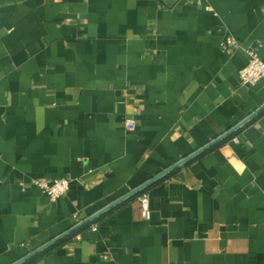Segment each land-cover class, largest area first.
I'll return each instance as SVG.
<instances>
[{
    "label": "crops",
    "instance_id": "obj_1",
    "mask_svg": "<svg viewBox=\"0 0 264 264\" xmlns=\"http://www.w3.org/2000/svg\"><path fill=\"white\" fill-rule=\"evenodd\" d=\"M251 52L264 0H0V264L259 110ZM60 178L51 202L37 183ZM151 184L149 221L132 195L34 264H264V108Z\"/></svg>",
    "mask_w": 264,
    "mask_h": 264
},
{
    "label": "built area",
    "instance_id": "obj_2",
    "mask_svg": "<svg viewBox=\"0 0 264 264\" xmlns=\"http://www.w3.org/2000/svg\"><path fill=\"white\" fill-rule=\"evenodd\" d=\"M233 44L232 39H227L223 45V49L229 51V47ZM261 80H264V61L259 58L256 52H251L247 64L239 71L240 86H252ZM126 128L128 130H133L134 126L131 123H127ZM234 141L237 142V139H234ZM37 186L51 202H56L68 192L70 181L66 178H60L55 179L52 182H38ZM138 201L141 209V218L145 221H149L151 217V210L148 195H141L138 198ZM75 217L76 216H74V218ZM95 229L96 225H93L92 230Z\"/></svg>",
    "mask_w": 264,
    "mask_h": 264
},
{
    "label": "water",
    "instance_id": "obj_3",
    "mask_svg": "<svg viewBox=\"0 0 264 264\" xmlns=\"http://www.w3.org/2000/svg\"><path fill=\"white\" fill-rule=\"evenodd\" d=\"M263 108H264V105L259 110H257L253 115H251L249 118H247L245 121H243L241 124H239L238 126H236L235 128H233L231 131H229L228 133L224 134L220 138L216 139L213 143H210L207 147L211 146L212 144L216 143L217 141H219V140L223 139L224 137L228 136L229 134H231L233 131H235L237 128H239L241 125H243L244 123H246L250 118H252L258 112H260ZM207 147H204V148H207ZM204 148L203 149H200L199 151H196L195 153H193L189 157H186L185 159L179 161L178 163H176L172 167L166 169L165 171H163L162 173H160L159 175H157L156 177H154L153 179H151V180L147 181L146 183L142 184L141 186H139L138 188H136L135 190H133L132 192H130L129 194H127L126 196H124L122 199L114 202L113 204H111L110 206H108L105 209L101 210L100 212L96 213L92 217H90V218L84 220L83 222L79 223L78 225L74 226L69 231L63 233L62 235H60L56 239H53L49 243L43 245L42 247H40L37 250L33 251L32 253L28 254L27 256H25L24 258H22L21 260H19L18 262L14 263V264H22L23 262L29 260L30 258H32L33 256L37 255L38 253L42 252L43 250H45L46 248H48L49 246H51L52 244H54L58 240L64 238L67 235H69L70 233H72L73 231H75L76 229H78L79 227L83 226L86 223H89L90 221H92L93 219H95L97 216H99L100 214H102L103 212H105L106 210H108L109 208H111L112 206L116 205L120 201H122V200H124V199H126V198H128V197H130L132 195H134L135 193H137L140 190L144 189L145 187H147L151 183L155 182L157 179L161 178L162 176L166 175L167 173H169L173 169L181 166L182 164H184L185 162H187L189 159H191L192 157H194L197 154H199L200 152H202L204 150Z\"/></svg>",
    "mask_w": 264,
    "mask_h": 264
},
{
    "label": "trees",
    "instance_id": "obj_4",
    "mask_svg": "<svg viewBox=\"0 0 264 264\" xmlns=\"http://www.w3.org/2000/svg\"><path fill=\"white\" fill-rule=\"evenodd\" d=\"M152 187V184L148 185L147 187H145L144 189L140 190L139 192L135 193L133 195V198H139L141 195L146 194V192L148 191L149 188ZM102 215L98 218H95L92 220V222L86 223L83 226L79 227L78 229H76L75 231H73L72 233H70L65 239L62 240V243L68 239H70L71 237H74L77 233L86 230L88 227H90V224L92 223H96V221H98L99 219H101ZM60 244H55L52 246H49L48 248H46L45 250H43L42 252L38 253L37 255L33 256L32 258H30L29 260L23 262L22 264H34L37 260H39L43 255L51 252L53 249H55L56 247H58Z\"/></svg>",
    "mask_w": 264,
    "mask_h": 264
}]
</instances>
